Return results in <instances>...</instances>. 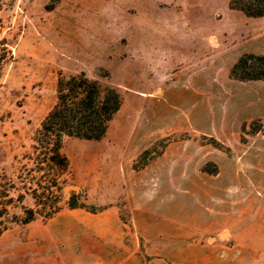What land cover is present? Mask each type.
Listing matches in <instances>:
<instances>
[{
	"label": "rangeland",
	"instance_id": "374dc122",
	"mask_svg": "<svg viewBox=\"0 0 264 264\" xmlns=\"http://www.w3.org/2000/svg\"><path fill=\"white\" fill-rule=\"evenodd\" d=\"M228 2L2 0L0 174L14 202L2 217L0 264H118L117 243L93 216L105 208L135 241L126 264H205L194 245L227 242L216 210H236V194L242 210L264 208V133H250L252 123L264 131V82L229 76L241 56L264 55V19ZM80 73L115 89L120 109L101 140L64 139L60 210L23 225V208H37L34 186L21 183L26 156L58 77ZM70 198L83 209H69Z\"/></svg>",
	"mask_w": 264,
	"mask_h": 264
},
{
	"label": "trees",
	"instance_id": "16d2710c",
	"mask_svg": "<svg viewBox=\"0 0 264 264\" xmlns=\"http://www.w3.org/2000/svg\"><path fill=\"white\" fill-rule=\"evenodd\" d=\"M1 5L2 0L0 7ZM228 8L242 13L247 18L264 17V0H229ZM229 76L239 82L264 81V55L241 56L231 67ZM120 106L121 97L115 89L101 87L97 81L88 79L83 73L67 78L58 77L56 102L41 121L32 140L31 153L26 156L32 167L27 172L28 178L21 183L24 186H34L28 189L37 208H23L21 224L33 222L36 216L49 219L59 212L55 194L58 190V175L63 174L68 167V161L61 153L64 139L101 140ZM250 133H264L263 125L254 126L252 123ZM168 143L169 139L164 140L162 148ZM148 155L150 151H144L133 163V169L145 166V163L140 161ZM139 163L140 166H137ZM12 189L14 184L5 175L0 174V235L7 230L2 217L7 214V206L14 202L9 196ZM22 200L23 195H18L15 201L21 203ZM73 201V198L68 200L69 209H83Z\"/></svg>",
	"mask_w": 264,
	"mask_h": 264
},
{
	"label": "crops",
	"instance_id": "0c3cea01",
	"mask_svg": "<svg viewBox=\"0 0 264 264\" xmlns=\"http://www.w3.org/2000/svg\"><path fill=\"white\" fill-rule=\"evenodd\" d=\"M256 19L262 20L264 17ZM173 35L177 37L178 33ZM232 199H234L232 203L236 204V210L224 213L216 210L214 214L215 232L227 235V242L217 243L213 240L212 243L201 241L196 243L194 245L196 251L202 253L198 256L199 261L205 264H264V208L257 211L254 208L242 210L241 206L247 202L244 203L239 194ZM224 203L228 204L226 200ZM258 204L264 206V197L258 199ZM93 216L105 221L104 226L109 229V242L117 243L115 249L118 253L114 260L118 264H126L130 258L136 257L135 241L130 236L128 226L120 220L117 210L105 208ZM186 248L184 259L190 257V245L187 244Z\"/></svg>",
	"mask_w": 264,
	"mask_h": 264
}]
</instances>
